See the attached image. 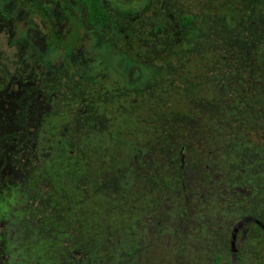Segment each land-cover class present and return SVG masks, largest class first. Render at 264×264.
Listing matches in <instances>:
<instances>
[{
	"label": "rangeland",
	"instance_id": "obj_1",
	"mask_svg": "<svg viewBox=\"0 0 264 264\" xmlns=\"http://www.w3.org/2000/svg\"><path fill=\"white\" fill-rule=\"evenodd\" d=\"M65 1L78 27L69 60L52 44L71 28L57 0H0L18 44L0 53V84L2 64L20 61L35 90L57 95L43 117L19 102L0 122V264L202 259L212 233L196 230L199 202L206 224L216 216L200 198L240 200L264 182V118L238 109L259 80V24L211 15L207 0H104L111 23L95 29Z\"/></svg>",
	"mask_w": 264,
	"mask_h": 264
},
{
	"label": "flooded vegetation",
	"instance_id": "obj_2",
	"mask_svg": "<svg viewBox=\"0 0 264 264\" xmlns=\"http://www.w3.org/2000/svg\"><path fill=\"white\" fill-rule=\"evenodd\" d=\"M72 1L83 6L87 16L86 6L77 0ZM207 1H209L210 4L209 11L211 15L220 12V15L231 17L245 28L247 24H259V27H257L260 36L258 38L260 45L258 53L259 62L257 64V70H252L257 72L259 76V100L257 102L258 107L261 109V118H264V49H262L261 46H264V16H262L264 14H261L260 18L256 20L252 18L256 12H263L261 4H264V0ZM102 3L105 7L104 0H102ZM56 7L63 8L71 28L63 39H58L56 42H52V44L64 51L69 60L70 52L74 49L78 37L77 21L73 19L74 14L68 8L65 0H57ZM46 10L48 9L46 8ZM128 12L134 13V11ZM16 37L17 33L11 22L4 15L0 14V53L8 47L17 46ZM4 60L5 55L2 53L0 54V63H3ZM17 62V69L14 68V70H12L8 64H2V66L8 68L10 76L4 78L5 82L0 84V104L2 105V109L0 110V122L6 121V119L11 116L7 108L16 106L19 102L24 105V110L28 109L30 111V109H32V113L39 114V117L40 115L43 117L44 112H47L46 105H50L52 101L51 98L55 97L57 99V95L55 96V93L49 90L53 88L51 84L48 85L47 83H43L45 86L44 90L38 91L39 88L42 87L41 79H39L40 76L38 75L32 78H27L25 75L23 76L22 69L24 71L25 68L20 64V61ZM13 71L16 73H13ZM47 91L49 92L47 93ZM250 91H255V88H250ZM47 94L49 96H46ZM70 98H73V96L71 95ZM83 100L84 99L81 97L77 98V102ZM36 107L38 108L36 109ZM43 109L46 110L42 113ZM8 119L11 120L13 117ZM182 161H184L183 152ZM200 199L205 200L208 205H211L209 208L213 209L215 212L216 221L214 224H210V221L206 224L204 219L206 211H204L203 204L199 202L197 213H201L202 215L204 212V214L202 216L200 215L197 222L195 221L194 223L198 226L196 230L204 235L203 238H208L212 233L209 238V254L205 253L206 255H204L202 259L196 262H190L189 264H264V182L257 187V191H248L247 195L240 200L224 196H205Z\"/></svg>",
	"mask_w": 264,
	"mask_h": 264
},
{
	"label": "trees",
	"instance_id": "obj_3",
	"mask_svg": "<svg viewBox=\"0 0 264 264\" xmlns=\"http://www.w3.org/2000/svg\"><path fill=\"white\" fill-rule=\"evenodd\" d=\"M78 2L83 3L86 8H87V24L89 27L91 28H99V27H103V28H108L110 26V16L109 13L106 11L102 0H77ZM129 14H133V12H128ZM192 18L189 17H184L182 20L183 23V27L184 28H188L190 26V24L192 23ZM251 69L257 70L258 65L256 64H251L250 65ZM257 75V74H256ZM258 81L257 79H251L250 81L248 80L247 82V86L252 88H255V91H250V96H251V100L253 105L249 106V107H241L238 108L240 111L241 109L245 111V114L249 117V118H256L258 119L259 117H262V113H261V109L258 107V100H259V96H258ZM81 91V90H80ZM80 91L79 94H80ZM252 94V95H251ZM219 110V116L220 115H225V116H229V115H234L236 113L233 112V109H224L220 108L219 106L216 107ZM236 109V111L238 110ZM76 110V108L74 109ZM232 110V111H229ZM127 111V110H126ZM81 159V158H80ZM81 166L83 169V166L85 164V161L82 160L81 162ZM102 181L99 182L97 185L94 186V191L96 190H100L102 186ZM84 185L80 183V185L78 186L79 189H83L84 190ZM99 196H95L94 193H91L86 197H82V196H78L77 199L79 200L77 202L78 208H82L83 207V202L85 201L84 199H86L87 202L92 201V202H96L98 200ZM75 199V200H77ZM43 249V247L40 245L37 248H34L33 251L36 252V250H38L39 252H41Z\"/></svg>",
	"mask_w": 264,
	"mask_h": 264
}]
</instances>
